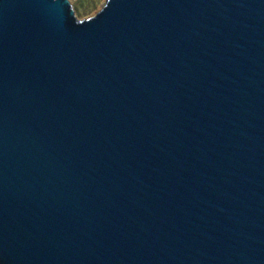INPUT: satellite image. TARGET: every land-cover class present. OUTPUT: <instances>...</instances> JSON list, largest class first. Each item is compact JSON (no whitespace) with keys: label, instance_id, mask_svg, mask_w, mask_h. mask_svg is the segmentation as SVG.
Listing matches in <instances>:
<instances>
[{"label":"water","instance_id":"1","mask_svg":"<svg viewBox=\"0 0 264 264\" xmlns=\"http://www.w3.org/2000/svg\"><path fill=\"white\" fill-rule=\"evenodd\" d=\"M0 264H264V0H0Z\"/></svg>","mask_w":264,"mask_h":264},{"label":"rangeland","instance_id":"2","mask_svg":"<svg viewBox=\"0 0 264 264\" xmlns=\"http://www.w3.org/2000/svg\"><path fill=\"white\" fill-rule=\"evenodd\" d=\"M78 20L95 16L103 7L106 0H69Z\"/></svg>","mask_w":264,"mask_h":264}]
</instances>
